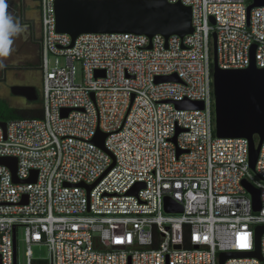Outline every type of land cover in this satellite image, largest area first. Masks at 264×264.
Returning a JSON list of instances; mask_svg holds the SVG:
<instances>
[{
    "label": "built area",
    "instance_id": "built-area-1",
    "mask_svg": "<svg viewBox=\"0 0 264 264\" xmlns=\"http://www.w3.org/2000/svg\"><path fill=\"white\" fill-rule=\"evenodd\" d=\"M55 1L40 0L42 115L0 126V158L15 159L18 181L0 165V264H18V228L26 264H219L220 253L254 251L264 140L254 175L246 140L214 137L211 34L219 69L247 68L252 47L264 68V7L248 18L251 0H166L191 8L190 35L82 34L70 47ZM170 76L179 82H156ZM183 101L203 108L176 109ZM244 181L259 191L257 212ZM165 198L182 211L166 212ZM260 255L223 264H264V234Z\"/></svg>",
    "mask_w": 264,
    "mask_h": 264
},
{
    "label": "water",
    "instance_id": "water-1",
    "mask_svg": "<svg viewBox=\"0 0 264 264\" xmlns=\"http://www.w3.org/2000/svg\"><path fill=\"white\" fill-rule=\"evenodd\" d=\"M264 7V0H251L247 6V17L253 8ZM56 32L67 34L74 40L82 34H132L145 36L151 40L161 36L166 41L171 36L183 38L193 32L191 8L179 1L170 4L166 0H56L54 3ZM211 23L214 24L213 19ZM212 37V129L217 139H244L248 142V165L256 175L255 165L264 140V68L256 66L254 47L250 51V64L245 69L221 70L217 66L216 35ZM150 48V45L147 47ZM99 73L96 74V76ZM156 82H179L176 76L159 77ZM13 94L35 102L28 94L34 89L19 86ZM178 110H201V102H174ZM64 111L62 115L65 116ZM5 128V122L0 120ZM106 134L96 132L92 142L104 150ZM0 165L10 169L14 182L15 159L0 158ZM33 178L24 181L31 182ZM251 196L253 211L260 209L259 191L246 181L243 182ZM142 185H137L129 194L135 193ZM92 188V187H91ZM166 212L180 213L182 208L169 198H165ZM264 226L255 229L254 251L229 252L219 254V264L231 257H253L261 259L260 239ZM15 239V228L13 229Z\"/></svg>",
    "mask_w": 264,
    "mask_h": 264
},
{
    "label": "crops",
    "instance_id": "crops-1",
    "mask_svg": "<svg viewBox=\"0 0 264 264\" xmlns=\"http://www.w3.org/2000/svg\"><path fill=\"white\" fill-rule=\"evenodd\" d=\"M21 5L25 7V22L23 38H14V43L11 46V52L6 57H0V62H3L5 67L0 69V86L3 85V88L8 91V96H10L11 104L9 109L11 110H29V109H39V106H35L34 102H30L27 99L25 100L23 96L13 94L12 88L17 84H22V82L26 81V78L21 80L22 74L20 72L19 78H16V73L14 67L21 63H28L27 65H31V62L35 61V57L33 55L34 48L30 45V30L29 25L31 24L32 19L35 17V13L32 11L34 3L32 0H21ZM32 38V37H31ZM6 47V51L4 50ZM0 51L7 52L8 46L6 41L0 42ZM18 73V72H17ZM27 79L35 77V74L32 72H28L25 74Z\"/></svg>",
    "mask_w": 264,
    "mask_h": 264
},
{
    "label": "flooded vegetation",
    "instance_id": "flooded-vegetation-1",
    "mask_svg": "<svg viewBox=\"0 0 264 264\" xmlns=\"http://www.w3.org/2000/svg\"><path fill=\"white\" fill-rule=\"evenodd\" d=\"M21 0H8V5H9V11L12 13V15L23 25L25 22V7L21 5ZM34 3L32 11L35 13V17L32 19L31 24L28 26L30 30V42L34 41L35 43V49L33 51V55L35 57V63L38 66V71L35 73V77L27 79L25 76L26 73L28 72H33L32 69L29 68L30 65H26V63H21L18 64L16 67H14L16 74V78H19L20 72L22 74V79L24 77L26 78V81L22 82V84H17L15 87L19 86H28L34 89L33 94H28L31 98L35 99V102H40L41 104V99H42V72L39 68V61H40V38H41V5H40V0H32ZM19 38H23V34L21 36H18ZM32 37V38H31ZM17 38V37H16ZM18 72V73H17ZM13 89V88H12ZM25 100L26 98L23 97ZM1 120V119H0Z\"/></svg>",
    "mask_w": 264,
    "mask_h": 264
},
{
    "label": "rangeland",
    "instance_id": "rangeland-1",
    "mask_svg": "<svg viewBox=\"0 0 264 264\" xmlns=\"http://www.w3.org/2000/svg\"><path fill=\"white\" fill-rule=\"evenodd\" d=\"M30 45L35 49V43L34 41L30 42ZM28 63H26L27 65ZM76 66H78L76 64ZM30 69H32V73L35 74L38 70L37 64L33 61L31 62V65L29 66ZM37 74V73H36ZM12 98L10 99V96H8V91L3 88V85L0 86V116H8V109ZM39 101L34 103L35 106H39ZM37 109V108H36ZM6 118V117H5ZM2 120V119H1ZM22 228H18V242H17V262L18 264H26V258H25V250L26 247L24 243L22 242ZM32 253L33 257L40 258V259H47L48 258V252L46 247H32Z\"/></svg>",
    "mask_w": 264,
    "mask_h": 264
},
{
    "label": "clouds",
    "instance_id": "clouds-1",
    "mask_svg": "<svg viewBox=\"0 0 264 264\" xmlns=\"http://www.w3.org/2000/svg\"><path fill=\"white\" fill-rule=\"evenodd\" d=\"M24 26L9 11L8 0H0V37L6 41L8 51H0V57H6L11 52V46L14 38L24 33ZM3 62H0V69L4 68Z\"/></svg>",
    "mask_w": 264,
    "mask_h": 264
},
{
    "label": "trees",
    "instance_id": "trees-1",
    "mask_svg": "<svg viewBox=\"0 0 264 264\" xmlns=\"http://www.w3.org/2000/svg\"><path fill=\"white\" fill-rule=\"evenodd\" d=\"M42 115L41 110L39 109H27V110H11L8 109V116H0V119L3 121H9V120H14V119H22V118H40ZM6 117V118H5Z\"/></svg>",
    "mask_w": 264,
    "mask_h": 264
},
{
    "label": "snow or ice",
    "instance_id": "snow-or-ice-1",
    "mask_svg": "<svg viewBox=\"0 0 264 264\" xmlns=\"http://www.w3.org/2000/svg\"><path fill=\"white\" fill-rule=\"evenodd\" d=\"M5 40L3 39V37H0V42H4ZM6 51V47L4 49Z\"/></svg>",
    "mask_w": 264,
    "mask_h": 264
}]
</instances>
